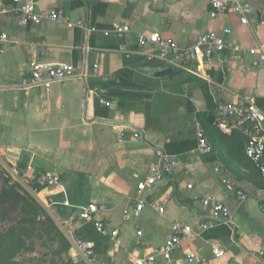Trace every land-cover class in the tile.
<instances>
[{"label": "crops", "instance_id": "0c3cea01", "mask_svg": "<svg viewBox=\"0 0 264 264\" xmlns=\"http://www.w3.org/2000/svg\"><path fill=\"white\" fill-rule=\"evenodd\" d=\"M32 1L39 11L61 12L68 23L22 27L18 14L0 15V162L37 184L43 174L60 172L56 185L35 194L68 235L84 224L80 211L97 205V219L119 239L116 247L105 238L93 245L101 260L136 264L164 245L176 223L193 237L181 241L170 262L158 256L155 264H264L257 257L264 248V178L245 156L246 139L223 135L213 125L215 106L237 96H253L264 112V68L252 67L248 55L232 59L230 50L208 61H162L151 57L153 47L140 49L135 42L138 32L156 33L187 47L205 33L231 28L229 44L249 49L264 43V0H246L247 26L232 15H213L209 0ZM4 3L12 7L11 0ZM115 22L132 28L128 54L119 50ZM31 61L91 73L85 81L27 93L20 84ZM198 127L212 147L207 157L196 151ZM135 131L141 137L134 138ZM158 149L175 162L173 174L137 191L157 164ZM206 197L229 208L228 224L210 220L200 203ZM139 202L144 207L136 214ZM208 222L211 227L202 229ZM213 246L224 255L215 258ZM69 255L73 263L84 261L73 246Z\"/></svg>", "mask_w": 264, "mask_h": 264}, {"label": "built area", "instance_id": "2783aa9c", "mask_svg": "<svg viewBox=\"0 0 264 264\" xmlns=\"http://www.w3.org/2000/svg\"><path fill=\"white\" fill-rule=\"evenodd\" d=\"M4 1L0 0V15L18 14L20 16L18 23L22 27L40 24L44 21L68 23V19L63 17L61 12L57 10H37L35 2L32 0H11L12 7L6 6ZM209 5L211 13L215 16H235L241 26H247L249 23L251 6L246 0H209ZM76 25L83 26L81 22H77ZM112 32L117 39L123 42L119 45V50L125 54L130 53L125 42L132 34L131 26L115 22L112 24ZM231 35L232 29L224 28L220 33H205L192 45L183 47L172 38H165L156 33L138 32L135 34V42L140 49L153 47L155 55H151V57L162 61L178 63L186 56L193 57L198 62L208 61L213 59L215 55H219L225 50H230L232 59L241 62L244 56L248 55L252 57V67L264 68V43L260 42L249 49H241L229 44L227 39ZM1 39L5 40V35H2ZM28 52L32 54L33 49H29ZM97 70L98 66L93 65L92 72L96 73ZM90 73L87 68L77 69L71 65L52 66L42 62L31 61L28 77L22 80L20 88L27 93L37 87H43L48 90L54 83L64 84L74 78L85 81L90 76ZM99 100L101 103L108 105L104 99L100 98ZM213 125L223 135L231 136L234 133H238L246 139L244 145L245 156L264 178V112L257 106L255 98L251 95H244L241 97L237 96L229 102L218 103L214 108ZM133 137L139 138L141 134L135 131ZM196 140V151L201 157H207L212 154V147L208 143L201 127H198L196 131ZM155 154L158 162L149 167L147 176L138 183L137 191L153 186L173 174L175 164L173 159L161 149H158ZM219 171V168L215 169L216 173H219ZM58 181L59 176L57 174H43L38 179V184L48 189L49 186L56 185ZM220 182L227 191L232 192L234 190L226 177H221ZM188 188L190 189L191 185ZM241 199L245 200L246 197L242 196ZM200 203L203 209L208 210L211 221L226 224L230 222V210L223 203L211 197L201 199ZM143 207V203H137L134 213L137 214ZM98 212L99 208L97 205L91 204L80 211V220L83 223H92L96 231L105 239H111L116 247L119 244L118 232L109 231L103 221L97 219ZM159 212L162 213V210L160 209ZM123 218L127 219V216L124 215ZM208 227H211L209 222L201 225L202 229ZM71 233H69L70 237ZM138 235H141L140 231H138ZM192 237L193 232L188 227L175 223L172 225L171 234L164 245L159 247L154 254L137 260L136 264H155L158 256L164 261L170 262L174 252L180 248L181 241ZM73 243L76 252L84 258L81 264H119L113 259L108 261L99 259L93 249L94 244L91 242L73 240ZM213 247L215 258H220L224 255L223 250ZM257 257L259 260L264 261V248L258 251ZM186 259L187 261H193L195 255L187 252ZM74 264H77V261H74Z\"/></svg>", "mask_w": 264, "mask_h": 264}, {"label": "trees", "instance_id": "16d2710c", "mask_svg": "<svg viewBox=\"0 0 264 264\" xmlns=\"http://www.w3.org/2000/svg\"><path fill=\"white\" fill-rule=\"evenodd\" d=\"M32 184L28 186L34 193L45 188ZM71 238L93 244L104 241L92 223L74 229ZM71 248L46 209L0 167V264H74Z\"/></svg>", "mask_w": 264, "mask_h": 264}, {"label": "water", "instance_id": "95a60500", "mask_svg": "<svg viewBox=\"0 0 264 264\" xmlns=\"http://www.w3.org/2000/svg\"><path fill=\"white\" fill-rule=\"evenodd\" d=\"M1 163V162H0ZM2 164V163H1ZM3 165V164H2ZM4 168L7 170V172L15 179V181H17L28 193H30L42 206L43 204L41 203V201L37 198L36 194L34 192H32L15 174L12 170H10L8 167H6L5 165H3ZM55 173H60L59 171H55ZM44 207V206H43ZM45 208V207H44ZM46 209V208H45ZM46 211L48 212V210L46 209ZM48 214L50 215V217L54 220V218L51 216V214L48 212ZM55 221V220H54ZM55 223L57 224V226L63 231V233L66 235V237L69 239V241L71 242L72 246H74L73 240L71 239V237L62 229V227L55 221Z\"/></svg>", "mask_w": 264, "mask_h": 264}, {"label": "rangeland", "instance_id": "374dc122", "mask_svg": "<svg viewBox=\"0 0 264 264\" xmlns=\"http://www.w3.org/2000/svg\"><path fill=\"white\" fill-rule=\"evenodd\" d=\"M20 180L29 188L28 184L33 185L31 182H28L25 178H20ZM30 189V188H29ZM31 190V189H30ZM33 192V191H32Z\"/></svg>", "mask_w": 264, "mask_h": 264}]
</instances>
